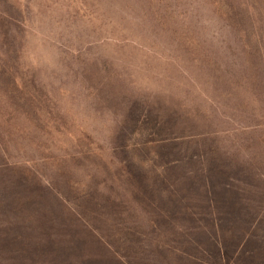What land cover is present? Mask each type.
<instances>
[{
  "label": "rangeland",
  "instance_id": "rangeland-1",
  "mask_svg": "<svg viewBox=\"0 0 264 264\" xmlns=\"http://www.w3.org/2000/svg\"><path fill=\"white\" fill-rule=\"evenodd\" d=\"M0 264H264V0H0Z\"/></svg>",
  "mask_w": 264,
  "mask_h": 264
}]
</instances>
